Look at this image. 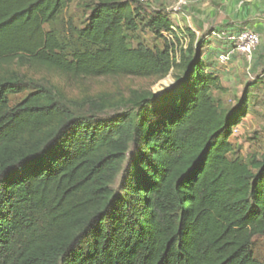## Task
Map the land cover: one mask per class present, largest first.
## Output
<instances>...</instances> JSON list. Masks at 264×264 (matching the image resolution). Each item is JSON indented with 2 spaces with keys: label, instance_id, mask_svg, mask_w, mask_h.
<instances>
[{
  "label": "trees",
  "instance_id": "16d2710c",
  "mask_svg": "<svg viewBox=\"0 0 264 264\" xmlns=\"http://www.w3.org/2000/svg\"><path fill=\"white\" fill-rule=\"evenodd\" d=\"M73 2L0 0V264H264V156L231 140L258 81L233 106L216 95L248 29L199 37L140 0L85 2L81 27ZM141 32L162 47L132 46ZM172 74L162 95L86 85Z\"/></svg>",
  "mask_w": 264,
  "mask_h": 264
},
{
  "label": "rangeland",
  "instance_id": "374dc122",
  "mask_svg": "<svg viewBox=\"0 0 264 264\" xmlns=\"http://www.w3.org/2000/svg\"><path fill=\"white\" fill-rule=\"evenodd\" d=\"M89 1L74 0L67 10V19L72 18L78 26H84L88 16L83 4ZM180 1L149 0L145 5L149 6L150 10H165L176 28L180 30L193 29L199 33V37L216 26L219 28L223 27L222 30L227 32L229 25L226 24L228 23H230V26H232V22L234 21L239 25L250 24L256 22L258 19L250 11L255 10V7L252 6L254 1L260 0H235L237 10L234 13L228 9L229 6L225 8V3L229 0H183L185 2L184 5H180ZM243 8L249 10L244 12ZM228 12L232 14L229 15ZM130 38L132 46H136L138 42H144L151 47H162L163 45V42L156 40L150 32H141L137 34V37L130 36ZM210 40V49L220 51L221 47L218 41L221 38L219 36H212ZM261 45L256 53L258 65H255L253 61L249 62L241 55H236L229 61L219 58L217 60L219 63L218 75L222 86L227 92L225 94L217 93L216 95L222 98L227 106H233L237 99L243 97L248 84L253 85L256 80L258 81L257 86L253 87L250 92L253 100L250 104L248 115L242 124L234 129L231 139L239 154L247 159L254 155L259 158L264 156V60L260 59L262 55ZM174 84V74L158 83L136 79H94L86 81V85L90 87L92 94L110 92L127 95L130 91L145 90L162 95L165 90L172 88ZM70 90H72L73 95L80 94V91L74 86L70 87ZM25 96L26 94L14 97L12 104L19 103ZM122 181L123 175L118 180L116 189L120 187ZM255 251L257 257L261 261H264V238L256 239Z\"/></svg>",
  "mask_w": 264,
  "mask_h": 264
},
{
  "label": "built area",
  "instance_id": "2783aa9c",
  "mask_svg": "<svg viewBox=\"0 0 264 264\" xmlns=\"http://www.w3.org/2000/svg\"><path fill=\"white\" fill-rule=\"evenodd\" d=\"M149 0H140L142 3H146ZM180 5H184L183 0L180 1ZM226 35V33H222ZM228 39L233 43L234 50L231 51L229 56L222 57V60L227 61L234 52H238L241 56H244L249 62L253 60L254 53L257 51L261 43V35L256 31L242 30L239 33H232L228 36Z\"/></svg>",
  "mask_w": 264,
  "mask_h": 264
},
{
  "label": "crops",
  "instance_id": "0c3cea01",
  "mask_svg": "<svg viewBox=\"0 0 264 264\" xmlns=\"http://www.w3.org/2000/svg\"><path fill=\"white\" fill-rule=\"evenodd\" d=\"M254 3H257V4H254ZM254 3L252 4L253 7H255V10L254 11H250V12H253L257 17L258 19L256 20V22L254 23H250V24H237V22H232V26H230V23L226 24V25H229V30H233V31H236V30H239V29H250V30H253V31H256L258 33H260L261 37H262V44L264 42V0H260V1H254ZM225 8H227L229 6V10L230 11H233V13L237 10L235 5H236V1L235 0H229L225 3ZM234 4V5H233ZM230 5H231V8H230ZM244 12L246 10H249V9H244ZM242 10V11H243ZM241 11V12H242ZM229 15H231L232 13L231 12H228ZM251 25V26H250Z\"/></svg>",
  "mask_w": 264,
  "mask_h": 264
}]
</instances>
